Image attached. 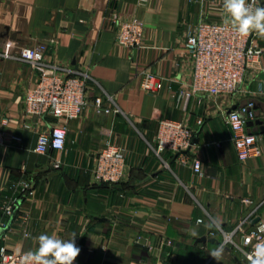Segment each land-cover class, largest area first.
Listing matches in <instances>:
<instances>
[{
	"label": "crops",
	"instance_id": "1",
	"mask_svg": "<svg viewBox=\"0 0 264 264\" xmlns=\"http://www.w3.org/2000/svg\"><path fill=\"white\" fill-rule=\"evenodd\" d=\"M113 15L142 22L141 47L117 43ZM224 18L223 0H0V122L7 121L0 124V206L19 198L13 217H3L9 230L0 229V245L34 251L42 233L65 240L75 233L77 264H248L234 244H242V233L264 231V37L254 32L260 60L234 95L178 97L191 74L186 37L199 21ZM39 44L46 45L45 64L87 76L86 106L66 124L63 151L45 155L34 152L38 134L62 122L25 114L24 97L39 74L12 58ZM143 73L162 87L144 91ZM96 98L108 113L96 112ZM248 101L256 116L246 131L257 143L239 162L224 116ZM166 118L193 129L189 156L201 160L202 176L169 152L155 153L157 125ZM107 143L125 151L124 180L92 184ZM20 181L31 184L32 198L21 196ZM233 232V244L223 245ZM217 248L223 251L215 261Z\"/></svg>",
	"mask_w": 264,
	"mask_h": 264
},
{
	"label": "built area",
	"instance_id": "2",
	"mask_svg": "<svg viewBox=\"0 0 264 264\" xmlns=\"http://www.w3.org/2000/svg\"><path fill=\"white\" fill-rule=\"evenodd\" d=\"M253 4L255 7L256 4ZM248 3H253L249 0ZM111 24L118 26L116 41L127 48L141 47L144 26L137 19L121 22L116 15L109 18ZM254 32L247 36L239 35L231 25L219 22L199 21L186 37L184 48L189 56L191 74L188 83L181 86L178 97L187 100L202 98L214 101L218 98H228L238 91L248 68L258 64L262 50L253 43ZM46 45L20 49L12 58L28 64L38 72L37 83L30 88L24 97V112L27 116H51L61 121L49 132L38 134L34 152L45 155L50 151L60 152L64 149L66 139V124L78 118L86 106V75H62L55 66H48L44 62ZM7 57V54L4 55ZM140 87L147 92L158 90L162 81L154 82L149 73H143ZM96 112L108 113L103 107L101 98L94 100ZM254 102L248 101L225 112L224 121L228 126L232 142L239 162L249 159L255 149L257 136L246 131L249 122L255 119ZM6 119L0 124L5 126ZM202 124L201 118L195 122ZM193 129L184 121L162 119L158 122L155 135V153L169 152L175 156L181 166H190L193 173L202 176L201 160L190 157ZM3 133L0 132V143ZM60 165L54 160V168ZM125 177V151L123 148L107 143L98 153L90 172L92 184L114 185L122 182ZM17 188L26 200L34 195L30 183L20 181ZM18 197L11 196L2 200L0 210V229L9 230V224L4 218H12L17 207ZM240 230V229H239ZM242 232V230H240ZM232 234L225 235L223 245L232 243ZM264 231L257 229L249 233H242V244L234 246L242 252L247 260V254L253 246L264 240ZM223 245L221 247H223ZM25 252H15L5 245H0V264H20L21 256ZM248 261V260H247ZM73 264H77L76 260Z\"/></svg>",
	"mask_w": 264,
	"mask_h": 264
},
{
	"label": "clouds",
	"instance_id": "3",
	"mask_svg": "<svg viewBox=\"0 0 264 264\" xmlns=\"http://www.w3.org/2000/svg\"><path fill=\"white\" fill-rule=\"evenodd\" d=\"M254 3L255 0L253 3H248V0H223L224 24H230L242 36L256 32L264 37V7H254ZM35 240L38 247L23 253L20 264H73L81 251L75 243V233L67 240L42 233ZM222 251V248H217L210 252V257L219 260ZM247 260L248 264H264V240L253 246Z\"/></svg>",
	"mask_w": 264,
	"mask_h": 264
}]
</instances>
